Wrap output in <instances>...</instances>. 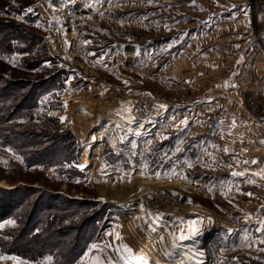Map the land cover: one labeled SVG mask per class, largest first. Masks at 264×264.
<instances>
[{
    "label": "rangeland",
    "instance_id": "374dc122",
    "mask_svg": "<svg viewBox=\"0 0 264 264\" xmlns=\"http://www.w3.org/2000/svg\"><path fill=\"white\" fill-rule=\"evenodd\" d=\"M250 1L0 0V190L21 200L0 264H264V202L232 228L214 197L235 131L216 115L264 141Z\"/></svg>",
    "mask_w": 264,
    "mask_h": 264
},
{
    "label": "crops",
    "instance_id": "0c3cea01",
    "mask_svg": "<svg viewBox=\"0 0 264 264\" xmlns=\"http://www.w3.org/2000/svg\"><path fill=\"white\" fill-rule=\"evenodd\" d=\"M250 4L253 10L256 9L258 11L260 4L264 6V0H251ZM262 9L261 13L252 14L251 12V18L264 19V7ZM260 32L264 33V28ZM247 113L240 109H232L228 112L223 110V112L216 115L222 120V115L229 114L233 124L225 125V127L230 126L235 131L231 132V136H226L229 139H219L221 147L230 144V148L233 151H230V154L227 155L220 154L217 160L215 157L213 172L216 175L215 177H217V183L220 180L221 194L218 193L219 187L217 186L214 197L223 196L226 200V196H228L227 203L231 213H235L234 211L248 212L245 220L243 219L244 221L236 213L241 222L238 227L257 224L256 216L264 202V191L262 190L264 187V145L259 139L254 137L253 127L257 126L248 117ZM253 160H258L259 163H252ZM233 172L244 173V175H233ZM190 193H192V190H190ZM247 193H252V195H247ZM226 224L229 226L227 220ZM205 228L211 229V225L207 224ZM186 249H182L183 254ZM190 253L192 258H202L203 256L201 255L206 254L205 251L188 252L189 255Z\"/></svg>",
    "mask_w": 264,
    "mask_h": 264
},
{
    "label": "trees",
    "instance_id": "16d2710c",
    "mask_svg": "<svg viewBox=\"0 0 264 264\" xmlns=\"http://www.w3.org/2000/svg\"><path fill=\"white\" fill-rule=\"evenodd\" d=\"M20 204L21 200L15 191L0 190V221L8 218Z\"/></svg>",
    "mask_w": 264,
    "mask_h": 264
},
{
    "label": "snow or ice",
    "instance_id": "6c2138e0",
    "mask_svg": "<svg viewBox=\"0 0 264 264\" xmlns=\"http://www.w3.org/2000/svg\"><path fill=\"white\" fill-rule=\"evenodd\" d=\"M196 2V0H192V3L194 4ZM33 11V9L32 8H28L27 9V12H32ZM125 83H127V81L125 82ZM226 84H227V82H226ZM160 107H165L164 105H160ZM62 119H64V118H62ZM182 125H184L185 127L187 126V124H188V120H187V118H185L183 121H181L180 122ZM262 142H264V141H262ZM225 151H227V149H225ZM246 151V150H245ZM245 163H247V161H245ZM252 163H259V161L258 160H253L252 161ZM190 167H191V165H190ZM233 175H244V173H238V172H233L232 173ZM247 195H252V193H247ZM189 202H191L190 200H189ZM143 205L141 204V208L143 209ZM148 216L149 217H151L152 216V213L151 212H149L148 213ZM8 223H14V221H8ZM193 224L195 223V222H192ZM262 223H264V221H262ZM258 231H261V232H264V228H258L257 229ZM193 231V233L194 234H198V230H196V229H193L192 230ZM117 238L119 239L120 237H119V235H117ZM163 239V238H162ZM180 239H185V237L183 236V235H181L180 236ZM260 243H264V240H261L260 241ZM124 248H125V250L126 251H128V252H131L132 251V249L128 246V245H124L123 246ZM91 248L92 249H95V248H97V245H95V244H93L92 246H91ZM262 250H264V249H262ZM117 251H119V249H117ZM122 259H124L125 257H121ZM108 261H109V264H113V262L111 261V258L109 257L108 258ZM98 264H101V262H99L98 261Z\"/></svg>",
    "mask_w": 264,
    "mask_h": 264
},
{
    "label": "built area",
    "instance_id": "2783aa9c",
    "mask_svg": "<svg viewBox=\"0 0 264 264\" xmlns=\"http://www.w3.org/2000/svg\"><path fill=\"white\" fill-rule=\"evenodd\" d=\"M229 227L237 228L240 225V218L236 213H230L228 214L226 218Z\"/></svg>",
    "mask_w": 264,
    "mask_h": 264
},
{
    "label": "bare ground",
    "instance_id": "6f19581e",
    "mask_svg": "<svg viewBox=\"0 0 264 264\" xmlns=\"http://www.w3.org/2000/svg\"><path fill=\"white\" fill-rule=\"evenodd\" d=\"M117 96V95H116ZM121 98H122V96H121ZM129 97H123L122 99H124L125 100V103L126 104H128L129 106L131 105V103L132 102H134V100L133 99H128ZM107 104V103H106ZM106 109V108H105ZM100 111H101V109H100ZM108 131L109 132H112L113 131V128H110V129H108ZM112 134H114V135H116V133H112ZM115 199H117V200H124V198L125 197H122V196H116V197H114Z\"/></svg>",
    "mask_w": 264,
    "mask_h": 264
}]
</instances>
